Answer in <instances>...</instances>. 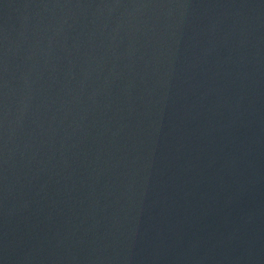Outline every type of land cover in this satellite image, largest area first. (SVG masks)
I'll list each match as a JSON object with an SVG mask.
<instances>
[{
  "label": "water",
  "instance_id": "95a60500",
  "mask_svg": "<svg viewBox=\"0 0 264 264\" xmlns=\"http://www.w3.org/2000/svg\"><path fill=\"white\" fill-rule=\"evenodd\" d=\"M0 264H264V0H0Z\"/></svg>",
  "mask_w": 264,
  "mask_h": 264
}]
</instances>
